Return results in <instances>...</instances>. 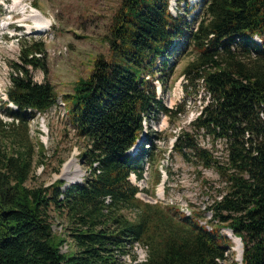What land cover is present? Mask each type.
I'll list each match as a JSON object with an SVG mask.
<instances>
[{
    "label": "trees",
    "instance_id": "trees-1",
    "mask_svg": "<svg viewBox=\"0 0 264 264\" xmlns=\"http://www.w3.org/2000/svg\"><path fill=\"white\" fill-rule=\"evenodd\" d=\"M199 6L189 20L187 8L172 14L169 0L120 1L106 37L110 55L125 65L99 54L61 97L69 124L87 144L79 156L87 172L67 185L26 184L45 159L42 141L29 138L30 121L55 106L59 94L30 71H46L44 43L21 41L1 100L11 119L0 116V264H126L119 255L133 241L148 247L141 264H264V0ZM176 42L196 54L183 69L185 95L199 86L209 97L190 122L195 130H180L172 148L219 174L216 195L204 209L190 205L189 214L176 203L140 199L129 179L144 178L155 148L145 122L184 109L165 106L153 80ZM250 56L256 66L247 64ZM157 80L164 89V79ZM199 131L212 136V147L225 141L222 160L198 144ZM142 134L146 140L129 155ZM161 176L156 168L154 183ZM51 212L63 217L59 232ZM223 228L240 238V261L229 256L233 244Z\"/></svg>",
    "mask_w": 264,
    "mask_h": 264
},
{
    "label": "rangeland",
    "instance_id": "rangeland-1",
    "mask_svg": "<svg viewBox=\"0 0 264 264\" xmlns=\"http://www.w3.org/2000/svg\"><path fill=\"white\" fill-rule=\"evenodd\" d=\"M121 0H0V116L3 120L11 119L4 114L1 100H6L5 89L9 85V74L12 72L11 62H19L21 41L27 43L41 40L44 43V61L46 71L30 69L32 77L37 82L52 83L58 94L57 104L44 113L37 114L29 124V138H38L44 145V164L35 165L29 178L28 186L48 185L56 179H63L66 185L69 181H80L86 174V166L79 158L85 148L86 140L77 136L69 124L65 114L62 95L73 90L80 78H85L99 54L119 65H125L118 55H110L107 42L108 29L113 13ZM202 0H169V10L172 14L183 13L185 8L188 19L192 20L201 10ZM32 9L50 21L44 31H37L30 15ZM35 15V14H34ZM33 15V16H34ZM106 38V39H105ZM195 52L191 48L183 49L176 42L174 53L168 57V66L164 71H156L153 78L157 88V97L165 106L175 109L177 105L184 109L176 115L159 113L145 122V128L152 130L155 148L150 151L151 159L145 165L143 179H136L134 174L130 181L139 186L137 196L146 202L176 203L184 210L193 208L204 209L216 195L213 186L219 183V174L212 168H201L194 160H186L173 151V142L180 130H195L191 120L199 113L202 101H207L209 95L199 86L190 89L185 95L186 77L183 69L194 60ZM251 56L246 58L247 64L256 66ZM161 59L156 63L160 68ZM164 79L165 88H161ZM193 87V85H190ZM11 105V104H9ZM142 140L143 142L145 141ZM196 140L202 147L210 149L215 156L224 157L225 141L216 139L211 146L212 136L196 133ZM140 142V144L142 143ZM139 146V145H138ZM147 146V145H146ZM137 148V147H136ZM134 154V149L127 152ZM37 158V156H36ZM34 162V160H33ZM70 163V175L62 173V167ZM162 172L161 181L154 183L155 169ZM205 215H210L209 211ZM52 228L55 232L61 229L63 217L58 218L51 212ZM232 241L229 256L238 258L233 242L234 236L227 228L221 230ZM231 235V236H229ZM241 243V242H240ZM68 247L63 246L62 251ZM232 251V252H231ZM231 252V253H230ZM130 254L127 247V252ZM139 258V257H138ZM239 259V258H238Z\"/></svg>",
    "mask_w": 264,
    "mask_h": 264
},
{
    "label": "built area",
    "instance_id": "built-area-1",
    "mask_svg": "<svg viewBox=\"0 0 264 264\" xmlns=\"http://www.w3.org/2000/svg\"><path fill=\"white\" fill-rule=\"evenodd\" d=\"M133 174V173H132ZM130 174V175H132ZM135 176V175H134ZM181 209L186 213H190V209ZM208 217L210 215H207ZM203 223V222H202ZM66 247V245H64ZM128 249L130 251V254H121L119 255V258L122 262L126 264H141L143 261L146 260L147 257V245L140 242V241H133L132 243L128 244ZM139 257V258H138Z\"/></svg>",
    "mask_w": 264,
    "mask_h": 264
},
{
    "label": "bare ground",
    "instance_id": "bare-ground-1",
    "mask_svg": "<svg viewBox=\"0 0 264 264\" xmlns=\"http://www.w3.org/2000/svg\"><path fill=\"white\" fill-rule=\"evenodd\" d=\"M31 11H32V14L30 15V17H31L32 21L34 22V26H35L36 32L37 31H41L42 32V31L46 30L49 27V25H50V21L46 20L45 17L42 18L41 16H39V18H37L36 14H40L38 10L32 9ZM62 173H63V175H66V176L70 175V173H71V171H70V163H66L62 167ZM229 236H231V235H229ZM232 238H233V242L235 244V250L237 252V256H238V258H240L241 251H242V244L240 243L241 241L239 240V238H236V237H232Z\"/></svg>",
    "mask_w": 264,
    "mask_h": 264
},
{
    "label": "water",
    "instance_id": "water-1",
    "mask_svg": "<svg viewBox=\"0 0 264 264\" xmlns=\"http://www.w3.org/2000/svg\"><path fill=\"white\" fill-rule=\"evenodd\" d=\"M145 132V131H144ZM143 134H142V137L134 144V146L131 148V150L132 149H136V147L140 144V142L142 141V138H143ZM73 182H76V180H74V181H69V183H73ZM231 231V230H230ZM228 236V235H227ZM238 238V237H237ZM239 240H240V238H239ZM241 241V240H240ZM241 244H242V242H241ZM241 255H242V251H241ZM235 260H237V261H240L241 260V256H240V258L238 259V258H236ZM240 264V263H239Z\"/></svg>",
    "mask_w": 264,
    "mask_h": 264
}]
</instances>
